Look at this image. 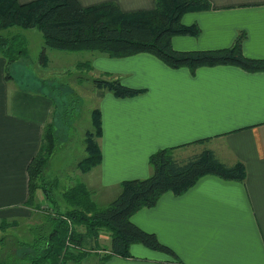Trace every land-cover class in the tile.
Returning a JSON list of instances; mask_svg holds the SVG:
<instances>
[{
  "label": "crops",
  "instance_id": "obj_1",
  "mask_svg": "<svg viewBox=\"0 0 264 264\" xmlns=\"http://www.w3.org/2000/svg\"><path fill=\"white\" fill-rule=\"evenodd\" d=\"M17 1L22 4L34 0ZM78 1L84 7L114 3L123 12L147 11L155 5V0ZM207 1L211 9L188 12L181 18L183 25H197L199 34L173 36L172 48H228L243 33V54L264 59V0ZM32 37L29 33L25 38L29 58L24 62L31 58ZM40 41L39 53L41 37ZM83 53L46 50L48 62L42 65L38 60V76L11 73L8 79L7 63L0 56V220L15 222L40 212L26 204L27 168L40 149L55 104L41 93L21 89L20 80L62 78L66 61L75 58L74 67L90 73L91 79H118L124 86L142 90L131 97H117L97 89L101 160L84 173L81 182L102 206L120 193L121 182L148 178L152 174L149 156L164 148H174L177 159L208 149L222 163H241L246 171L242 182L203 176L183 194L165 193L153 207L131 216L132 223L155 234L178 260L133 244L131 257L112 256L103 263V251H92L89 256L95 263L264 264V71L219 65L200 67L192 73L187 68H169L147 53L123 58ZM49 56L58 58L55 67H51ZM84 63L91 69L79 66ZM53 157L46 167L49 177L45 173L44 177L58 183L51 173ZM83 158H77L74 165ZM42 197L38 192L35 199L40 202ZM98 241H93L94 246L101 249L110 243L101 245Z\"/></svg>",
  "mask_w": 264,
  "mask_h": 264
},
{
  "label": "trees",
  "instance_id": "obj_2",
  "mask_svg": "<svg viewBox=\"0 0 264 264\" xmlns=\"http://www.w3.org/2000/svg\"><path fill=\"white\" fill-rule=\"evenodd\" d=\"M209 9L211 5L207 0H155L153 9L137 12H123L114 3L84 7L78 0H34L22 4L17 0H0V31L14 27L37 29L42 39L39 53L42 65L48 62L46 50H56L100 53L112 58L147 53L169 68H187L192 73L200 67L219 65H234L250 72L264 71V59L248 58L243 54V33L228 48L199 51H177L172 48L173 36H197L200 31L197 25H183L182 16L188 12ZM25 40L21 36L8 38L0 35V56L7 63V79L11 77L8 70L13 63L29 58ZM85 64L87 71L90 70L91 65L88 63L79 66L84 67ZM91 80L97 89L108 90L117 97H131L142 92L122 85L118 79ZM80 101L79 97L71 100L74 104ZM54 111L52 121L44 128L40 149L27 168V206H33L39 192L45 201L53 204L51 210L57 205L50 199L52 189L49 187L55 188L57 182L47 181L44 173L58 148L55 121L58 118L60 124L66 125L71 119L66 110L58 116ZM91 119L98 139L101 136L98 109L91 111ZM87 145L88 155L79 162L83 172L90 171L101 160L98 142L93 146ZM173 151L174 148H164L151 154L149 165L152 174L145 179L121 182L120 193L103 207L92 203V193L85 185L80 183L70 187L63 197L70 209L47 214L51 220L47 229L44 225L38 228L31 243L17 242L16 250L20 252L5 259L0 258V264L81 262L87 253L85 240L97 242L101 233H107L110 237L109 245L102 249V263L112 256L131 257L130 247L133 244H141L178 260L175 253L160 243L155 234L132 223L131 216L140 209L153 207L165 193L183 194L203 176L212 175L223 180L242 182L246 171L241 163L232 166L222 163L208 149L185 160L177 159Z\"/></svg>",
  "mask_w": 264,
  "mask_h": 264
},
{
  "label": "rangeland",
  "instance_id": "obj_3",
  "mask_svg": "<svg viewBox=\"0 0 264 264\" xmlns=\"http://www.w3.org/2000/svg\"><path fill=\"white\" fill-rule=\"evenodd\" d=\"M29 33L33 35L29 42V45L33 46L30 61L24 62L25 60H27L24 58V60L20 63H13L8 70L10 74L18 73L21 75H27L31 73L34 76H38L37 69L41 67L40 63L38 62V50L39 45L41 44V35L37 29L24 30L17 27L0 31L1 36L8 38H17L21 36L23 39H25L26 36L28 37ZM16 43L17 42H15V46L17 45ZM35 51L36 53H34ZM81 55H87V52H84ZM49 58L51 67H55L57 65L58 58L54 59L52 56H49ZM73 62H75V58L66 61V68H64L66 71H64L65 75H63L62 78H58L53 81L48 80L40 82L37 80H31L30 78L20 80L21 89L34 91L37 95H40L41 93L51 98L56 105L54 107V113L58 116V114L61 115V113L66 110L71 116V119L68 120L66 125L60 124V120L58 118L57 121H55V133L58 141V148L53 157L51 173L53 175L52 178L56 177L59 182L57 183V186L55 185V188L51 186L48 187L49 189H52V198L50 199H52V202L57 206L55 207V209L53 208L51 210L53 206L51 202L47 200L45 201L43 197L42 201L38 202L37 198L34 199L33 206H35V209L39 210L40 212L32 214L31 216L29 214L27 215L28 217L17 220L15 222H6L0 220L1 259H5L7 258V256H13L14 254L19 253L20 250H16L17 242L31 243L32 239L35 236V233L41 226L44 225L47 229V227L51 224L50 217L47 214L55 213L59 210L65 212L70 209V207L66 205L63 200L64 194L68 189H70V187L74 186L75 184L81 183L82 185H84L81 181L84 177V173L86 172L82 171L81 165L79 166L78 160L76 166L74 165V161L77 158H81V156L86 157V155H88L86 151L88 147L87 144L93 146L94 143L98 140L95 136L94 127L92 124L91 111L93 109H97L96 104L100 91H98L93 84L91 76L89 75L90 73L88 74L87 72L82 71L80 68L78 69L74 67ZM84 68H86V64L84 65ZM74 97H79V99L81 100L80 103L74 104L73 102H71L72 98ZM90 134H94V136H90ZM187 158L188 156L182 157L183 160ZM72 170H74V172H72ZM45 175L49 177L48 170H46ZM67 177L69 178L67 179ZM91 199L92 203H94L97 207H103L100 202L95 201L96 199L93 200V197ZM35 228L36 230L34 231ZM86 240L84 243V248L87 249L86 257H88L92 251L100 250V248L98 247L94 249V242L92 240ZM98 240L101 245L102 243L108 244V242H110V237L108 234H101L100 239ZM140 247L144 246L141 245ZM148 250L151 251L150 253L157 252L150 249ZM133 254H135V252H133ZM103 255L104 254H102L101 256ZM87 259L88 260L83 262L69 261L67 262V264H96L94 258L89 256ZM17 264L31 263L18 262Z\"/></svg>",
  "mask_w": 264,
  "mask_h": 264
}]
</instances>
